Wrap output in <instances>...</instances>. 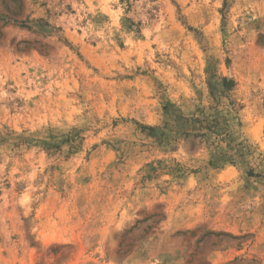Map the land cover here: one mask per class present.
Here are the masks:
<instances>
[{
  "label": "rangeland",
  "instance_id": "rangeland-1",
  "mask_svg": "<svg viewBox=\"0 0 264 264\" xmlns=\"http://www.w3.org/2000/svg\"><path fill=\"white\" fill-rule=\"evenodd\" d=\"M0 264H264V0H0Z\"/></svg>",
  "mask_w": 264,
  "mask_h": 264
}]
</instances>
